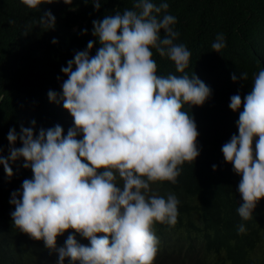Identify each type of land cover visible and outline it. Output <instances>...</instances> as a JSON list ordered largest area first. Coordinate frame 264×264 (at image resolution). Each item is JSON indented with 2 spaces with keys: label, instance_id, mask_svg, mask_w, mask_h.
Here are the masks:
<instances>
[{
  "label": "clouds",
  "instance_id": "1",
  "mask_svg": "<svg viewBox=\"0 0 264 264\" xmlns=\"http://www.w3.org/2000/svg\"><path fill=\"white\" fill-rule=\"evenodd\" d=\"M22 3L39 9L43 0ZM92 4L96 10L101 7L100 0ZM168 8L166 2L157 6L152 0H135L131 10L93 21L92 36L100 44L96 54L90 55L94 41H89L87 50L76 52L61 69L67 76L63 107L75 125L67 136L59 125L41 128L38 135L23 126L19 137L15 129L8 133L9 156L0 155V165L11 177L9 161L23 158V167L33 173L23 181L22 191L9 198L7 211L10 204L15 208L10 214L13 225L49 249H56L57 237L69 230L90 241V246L81 245L70 234L65 247L58 249L59 264L65 258L72 264H154L161 239L154 224H177L179 200L173 193L165 198L152 192L151 185L176 184L180 166L200 155L196 123L184 109L202 106L211 89L195 74L186 73L191 52L175 43L177 18ZM40 22L55 27L50 11ZM211 47L216 53L224 49V35L218 33ZM153 50L162 57L158 72ZM166 57L180 75L164 68ZM231 79L236 82V75ZM241 79L247 80V73H241ZM48 95L56 99L54 92ZM229 107L239 112L238 135L233 134L221 151L241 177L238 191L243 203L237 212L247 221L264 199V70L255 76L243 101L233 95ZM220 131L201 133L207 154ZM17 139L20 148L15 147ZM217 169L221 191L227 192L225 170ZM208 189L205 183V192ZM237 231L244 233V224ZM176 243L192 247V257L201 252V244L185 236Z\"/></svg>",
  "mask_w": 264,
  "mask_h": 264
},
{
  "label": "trees",
  "instance_id": "2",
  "mask_svg": "<svg viewBox=\"0 0 264 264\" xmlns=\"http://www.w3.org/2000/svg\"><path fill=\"white\" fill-rule=\"evenodd\" d=\"M134 2L100 0L101 7L96 10L92 0H69V4L64 0H43L39 9H29L22 0H0V155L9 156L10 129H15L19 137L21 126L33 128L38 135L41 128L59 125L67 136L75 127L73 117L63 107L62 84L67 76L61 69L67 67L76 52L87 50L89 41H94L90 55L96 54L100 44L92 36L94 20L115 15L116 11L122 13L126 8L131 10ZM152 2L157 6L168 3V13L177 18L174 29L179 37L175 43H183L191 52L185 71L189 76L195 74L211 89L202 106L184 109L196 123L200 155L193 163L180 166L176 184L151 185L152 192L165 198L173 193L179 200L175 226L154 224L155 234L161 236L154 264H264V236L260 237L264 229V199L258 202L251 219H241L237 212L243 203L238 191L241 177L225 162L221 151L233 134L238 135L239 112L230 109V98L239 94L243 101L255 76L264 70V0ZM48 11L55 17L53 29L40 22ZM218 33L224 35L226 47L216 53L211 45ZM53 39L58 43L53 44ZM153 59L158 72L162 57L155 50ZM164 68L180 75L167 57ZM241 73H247V80L241 79ZM233 74L236 82L231 79ZM50 91L56 95L54 101L49 99ZM208 129L221 131L207 154L201 133ZM15 147H22L19 139ZM24 163L23 158L9 161L11 177L0 165V213L6 218L0 215V264H59L58 249L65 247L70 234L81 245L90 246V241L69 230L57 237L56 249H49L42 240L32 239L13 225L10 214L15 208L10 204L7 211L9 198L13 192L22 191L25 179L33 177ZM217 167H222L228 177L227 192L221 191ZM204 182L210 187L206 192ZM240 224L246 228L242 234L237 231ZM183 236L200 243L201 252L192 257V247L176 243ZM64 264L72 261L65 258Z\"/></svg>",
  "mask_w": 264,
  "mask_h": 264
}]
</instances>
